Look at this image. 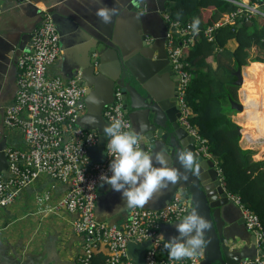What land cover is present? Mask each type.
Returning <instances> with one entry per match:
<instances>
[{
	"label": "built area",
	"instance_id": "2783aa9c",
	"mask_svg": "<svg viewBox=\"0 0 264 264\" xmlns=\"http://www.w3.org/2000/svg\"><path fill=\"white\" fill-rule=\"evenodd\" d=\"M236 6V11L223 15L214 25L199 28L193 34L190 23H181L171 13L163 14L168 24L166 51L173 72L179 78L178 105L180 125L195 140L197 152L212 158L207 141L191 124V108L185 100V91L192 81L188 56L201 32L210 40L214 32L224 26H235L238 20L251 22L264 18V0H227ZM61 55L60 36L48 12L32 38L29 52H24L17 63V92L15 100L5 109L4 126L8 130L22 132L25 149L9 147L6 157L9 165L7 175L0 177V208L14 203L20 193L38 176L46 174L65 183L69 189L59 207L76 216L73 231L85 238L83 256L79 264H91L92 255L105 248L103 264H136L128 254V245L149 243L144 253L145 264H170L164 241L159 240L163 224L179 221L189 211L181 195L161 210L145 208L130 209L124 226L118 227L98 221L96 203L101 186V174L110 175V157L101 162H91L88 149L99 144V134L78 126L85 113L86 89L81 79L67 80L50 75ZM115 101L103 112L106 123L120 119L124 130H132L131 122L124 112L123 91L116 88ZM221 181L224 177L219 171ZM227 191V190H226ZM229 198L240 209L247 229L252 232L260 250L264 251V230L257 215L244 207L238 196ZM200 255L195 254L179 264H200ZM239 264H264V255Z\"/></svg>",
	"mask_w": 264,
	"mask_h": 264
},
{
	"label": "crops",
	"instance_id": "0c3cea01",
	"mask_svg": "<svg viewBox=\"0 0 264 264\" xmlns=\"http://www.w3.org/2000/svg\"><path fill=\"white\" fill-rule=\"evenodd\" d=\"M146 1H148L147 7L155 8L151 13L158 16V0H0V47L6 44L4 42L7 36L15 38L33 32L44 19L43 14L48 12L55 20L57 31L59 30L61 47L60 58L50 68V75L61 76L67 80L80 78L84 83L81 75L83 68H89V65L97 59V53L91 54L92 50L96 49L105 53L106 49L100 41L108 39V34H113L117 26L120 29L122 24L130 22L136 25L140 19L137 13L128 9V6L131 3L137 5ZM101 7L116 10L109 23L102 22L96 15L97 9ZM141 12L146 14L147 9L144 8ZM150 16H146L148 19L145 23L149 29H152L156 25L150 21ZM235 47H237L236 41L228 45L230 50ZM15 54L16 52L12 53L9 62L4 64V72L0 73V95L2 105L6 103V106L14 102L17 92V64L12 66ZM209 62L212 60L209 59ZM250 66L251 64L243 67V73ZM171 85L174 87L173 84ZM242 86L239 87L238 98L239 102L244 105ZM84 88L87 90L86 87ZM87 98L86 95L85 113L79 120L81 128L85 129L90 127L91 119ZM231 118L240 129L244 128L245 120L253 118L252 124L244 131L245 138L241 135L240 145L245 150L259 151V154L256 152L254 155V159L264 160V106L256 105L243 112H234ZM131 126L132 131L141 135L142 128L149 126L147 117L144 114L134 116ZM2 128L0 118V129ZM9 147L26 148L21 131L5 130V142L0 148V153L2 148V152H5ZM260 151L263 152L261 155ZM145 152L157 153L149 147ZM160 153L165 154L168 167L177 170L178 179L175 183H170L157 190L141 208L161 210L172 201L175 195H181V184L185 179V173L178 162L171 161L173 152L169 147H165ZM6 158L3 168L8 167ZM215 163L219 166L217 161ZM2 173L3 176L7 175L8 168ZM222 185L224 186V183ZM68 189L65 183L41 174L24 188L13 204L0 208V264H79V259L83 256L85 238L73 231L72 222L76 216L59 207ZM229 205L233 210L234 222L236 219L243 220L240 209L236 205V207L233 204ZM129 210L125 207V200L119 191L112 190L109 185L99 188L96 203L98 221L122 227L128 219ZM176 223L177 221L163 224L159 229V236L162 235L164 240H168L178 235ZM238 227L241 228L244 239L235 240L240 247L247 248L254 259L263 256L264 251L259 249L257 241L252 243L250 235L252 232L247 229L246 225L241 224ZM204 238L209 244L210 240L206 239L205 233ZM207 250L205 244L197 252L201 257L200 264H208Z\"/></svg>",
	"mask_w": 264,
	"mask_h": 264
},
{
	"label": "water",
	"instance_id": "95a60500",
	"mask_svg": "<svg viewBox=\"0 0 264 264\" xmlns=\"http://www.w3.org/2000/svg\"><path fill=\"white\" fill-rule=\"evenodd\" d=\"M147 4L148 1L137 5L131 3L128 9L137 13L140 21L136 22V25L132 22L122 24L120 29L117 26L113 34H108V39L100 41L106 52L93 49L91 54L97 53L96 61L92 62L89 68L82 67L84 83L81 82V86L87 88L88 112L90 118L95 120V123L89 124L90 127L87 128L99 130H96L99 134V144L88 149V156L93 163L101 162L105 156L104 146L107 137L103 134V127L107 123L103 112L107 106L114 103L116 88H121L124 112L131 125L134 116L144 114L147 117L149 126L142 128L143 133L140 135L142 150L146 151L149 147L153 152H161L165 147H169L173 152L171 161L178 162L185 173V179L181 184V196L186 200L189 211L194 209L198 214L202 212L200 215L209 225L205 232L206 239L210 240L209 244L208 241L205 243L208 248L207 263L239 264L246 259H254L247 248L240 247L235 241L237 238L244 240L238 226L245 224V220L236 219V223L234 222L233 210L229 204L233 206L235 204L222 185L220 167L213 158H207L197 152L195 140L179 123L181 114L176 93L179 78L170 66L166 51L168 24L163 14L171 13L167 6L168 0H158V16L151 13L155 8L147 7ZM144 8L147 9L146 14L141 12ZM146 16H150V21L156 25L152 29L145 23L148 19ZM51 19L55 24L52 16ZM43 21L44 19L33 32L20 37L5 38L6 44L0 47V63L2 62L0 73L4 72V64L9 62L13 52H16L12 61L14 67L20 56L30 51L33 35ZM161 28L165 29V33L158 32ZM235 75L237 77L235 84L241 87L244 80L243 70H237ZM231 105L235 112L244 110V105L240 102L232 101ZM77 124L80 126V121ZM5 130L6 127L3 125L0 129V148L5 142ZM239 133L242 135V129ZM184 150L193 153L194 169H185L178 160V153ZM2 151L3 148L0 153V176H3L4 170L9 169L7 160L8 167L3 168L6 155ZM250 235L252 243H256L255 235L253 233ZM148 246L149 243H129V257L136 264H145L144 253Z\"/></svg>",
	"mask_w": 264,
	"mask_h": 264
},
{
	"label": "trees",
	"instance_id": "16d2710c",
	"mask_svg": "<svg viewBox=\"0 0 264 264\" xmlns=\"http://www.w3.org/2000/svg\"><path fill=\"white\" fill-rule=\"evenodd\" d=\"M168 6L173 19L186 24L198 18L201 29L236 11V6L227 0H168ZM232 41L237 47L230 50ZM188 62L192 81L185 100L192 111L190 122L207 141L209 153L224 177L225 189L257 215L264 230V160H255V151L241 147L240 127L231 118L235 112L231 102H239L235 73L250 64L242 86L244 111L264 106V18L238 20L235 26L218 28L213 41L201 32ZM245 121L244 131L253 118ZM106 256V249L101 248L92 255L91 264H103Z\"/></svg>",
	"mask_w": 264,
	"mask_h": 264
},
{
	"label": "clouds",
	"instance_id": "9594fccd",
	"mask_svg": "<svg viewBox=\"0 0 264 264\" xmlns=\"http://www.w3.org/2000/svg\"><path fill=\"white\" fill-rule=\"evenodd\" d=\"M116 10L101 7L96 15L104 23H109ZM179 15V14H178ZM200 20L193 18L189 27L193 34L199 30ZM94 124V118L89 121ZM143 127V126H141ZM107 137L106 155L110 157V175L101 174V184L107 183L112 190L119 191L125 200V207L134 209L144 206L152 195L170 183H175L178 173L168 167L165 154L147 153L140 147V135L132 130H124L120 119H113L103 127ZM185 169H194L193 153L184 150L177 156ZM178 235L164 240L170 264H179L193 257L206 243L204 233L208 230L207 220L194 209L187 212L175 225Z\"/></svg>",
	"mask_w": 264,
	"mask_h": 264
},
{
	"label": "flooded vegetation",
	"instance_id": "af4514ba",
	"mask_svg": "<svg viewBox=\"0 0 264 264\" xmlns=\"http://www.w3.org/2000/svg\"><path fill=\"white\" fill-rule=\"evenodd\" d=\"M165 31V29L164 28H161V29H159L158 30V32L160 33V34H163V33H165L164 32ZM168 33V32H167ZM166 39H167V35H166ZM176 89H177V97H178V85H177V87H176ZM2 96L0 95V118L2 119V126L4 125V118H5V109H6V107L8 106H6V103H4L3 105H2V101H1V98Z\"/></svg>",
	"mask_w": 264,
	"mask_h": 264
},
{
	"label": "rangeland",
	"instance_id": "374dc122",
	"mask_svg": "<svg viewBox=\"0 0 264 264\" xmlns=\"http://www.w3.org/2000/svg\"><path fill=\"white\" fill-rule=\"evenodd\" d=\"M209 14V13H208ZM208 14H206V15H208ZM243 112V111H242ZM255 113H257V114H259V112L258 111H255ZM252 132V131H251ZM254 133V132H253ZM242 136H243V134H242ZM257 152V151H256ZM257 154H259V151L257 152Z\"/></svg>",
	"mask_w": 264,
	"mask_h": 264
},
{
	"label": "bare ground",
	"instance_id": "6f19581e",
	"mask_svg": "<svg viewBox=\"0 0 264 264\" xmlns=\"http://www.w3.org/2000/svg\"><path fill=\"white\" fill-rule=\"evenodd\" d=\"M244 132V128L242 129V133Z\"/></svg>",
	"mask_w": 264,
	"mask_h": 264
}]
</instances>
